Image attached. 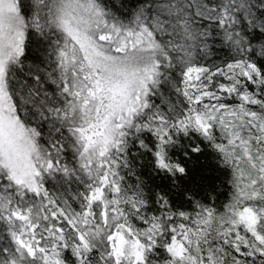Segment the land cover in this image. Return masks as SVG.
Returning <instances> with one entry per match:
<instances>
[{
    "label": "snow or ice",
    "instance_id": "6c2138e0",
    "mask_svg": "<svg viewBox=\"0 0 264 264\" xmlns=\"http://www.w3.org/2000/svg\"><path fill=\"white\" fill-rule=\"evenodd\" d=\"M0 264H264V0H0Z\"/></svg>",
    "mask_w": 264,
    "mask_h": 264
}]
</instances>
